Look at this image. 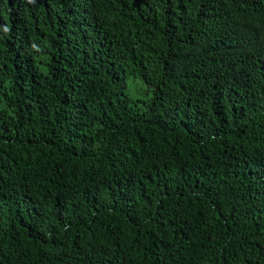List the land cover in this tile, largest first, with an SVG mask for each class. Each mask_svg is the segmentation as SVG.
<instances>
[{"label": "trees", "instance_id": "obj_1", "mask_svg": "<svg viewBox=\"0 0 264 264\" xmlns=\"http://www.w3.org/2000/svg\"><path fill=\"white\" fill-rule=\"evenodd\" d=\"M0 264H264V0H0Z\"/></svg>", "mask_w": 264, "mask_h": 264}]
</instances>
